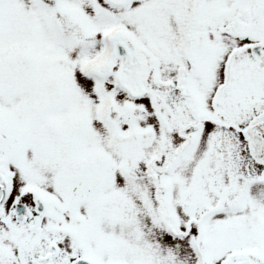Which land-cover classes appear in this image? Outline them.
<instances>
[{"label":"snow or ice","instance_id":"6c2138e0","mask_svg":"<svg viewBox=\"0 0 264 264\" xmlns=\"http://www.w3.org/2000/svg\"><path fill=\"white\" fill-rule=\"evenodd\" d=\"M0 264H264V0H0Z\"/></svg>","mask_w":264,"mask_h":264}]
</instances>
